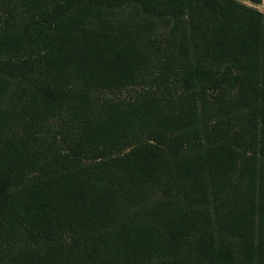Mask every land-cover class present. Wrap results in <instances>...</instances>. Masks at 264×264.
Segmentation results:
<instances>
[{
	"label": "trees",
	"instance_id": "1",
	"mask_svg": "<svg viewBox=\"0 0 264 264\" xmlns=\"http://www.w3.org/2000/svg\"><path fill=\"white\" fill-rule=\"evenodd\" d=\"M264 0H0V264H264Z\"/></svg>",
	"mask_w": 264,
	"mask_h": 264
},
{
	"label": "rangeland",
	"instance_id": "2",
	"mask_svg": "<svg viewBox=\"0 0 264 264\" xmlns=\"http://www.w3.org/2000/svg\"><path fill=\"white\" fill-rule=\"evenodd\" d=\"M253 5L258 7L260 10L264 11V4L263 3H253Z\"/></svg>",
	"mask_w": 264,
	"mask_h": 264
}]
</instances>
